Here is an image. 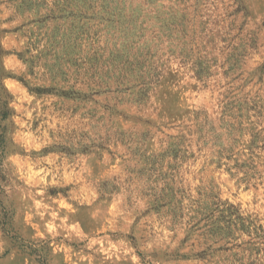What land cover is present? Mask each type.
Wrapping results in <instances>:
<instances>
[{
  "label": "rangeland",
  "instance_id": "obj_1",
  "mask_svg": "<svg viewBox=\"0 0 264 264\" xmlns=\"http://www.w3.org/2000/svg\"><path fill=\"white\" fill-rule=\"evenodd\" d=\"M0 264H264V0H0Z\"/></svg>",
  "mask_w": 264,
  "mask_h": 264
}]
</instances>
